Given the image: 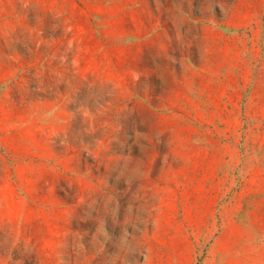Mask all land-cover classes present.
Masks as SVG:
<instances>
[{
    "label": "rangeland",
    "instance_id": "374dc122",
    "mask_svg": "<svg viewBox=\"0 0 264 264\" xmlns=\"http://www.w3.org/2000/svg\"><path fill=\"white\" fill-rule=\"evenodd\" d=\"M0 264H264V0H0Z\"/></svg>",
    "mask_w": 264,
    "mask_h": 264
}]
</instances>
